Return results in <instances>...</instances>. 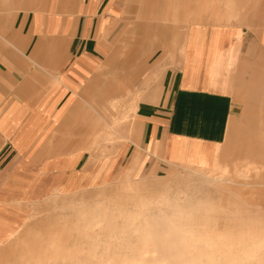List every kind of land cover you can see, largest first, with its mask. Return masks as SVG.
Masks as SVG:
<instances>
[{
    "label": "crops",
    "instance_id": "crops-1",
    "mask_svg": "<svg viewBox=\"0 0 264 264\" xmlns=\"http://www.w3.org/2000/svg\"><path fill=\"white\" fill-rule=\"evenodd\" d=\"M46 3L53 5V0L16 1L26 7L0 23V164L4 166L0 170V206L16 193L48 196L65 181L71 186L76 180L87 179V155L81 149L89 128L81 125L80 118L87 111L82 102L90 99L91 76L108 64L112 49V58L119 61L116 67H122L126 22L137 24L143 19L139 9L129 16L128 3L170 5L171 20L190 22L179 34H172L180 45L174 46V58L162 62L165 71L160 84L145 89L141 99L137 97L140 94L132 97L140 103L135 106V142L128 147L132 150L131 169H149L161 156L163 162L174 165L188 162L185 169L198 174L196 183L224 191L230 184L249 185L230 177L229 163L216 162L211 154L180 142L217 145L225 141L238 99L243 102L242 112L253 118L252 123L260 124L261 132L264 0H79L73 8L74 23L63 38L57 13L27 6ZM4 4H12V0ZM63 39L66 45L60 54ZM148 43L147 52L137 47L133 59L139 61L149 53L145 58L149 56L150 61L155 53H163L160 45L167 42ZM118 103L112 101L106 109L112 111ZM89 105L96 108L92 102ZM251 164L236 170L238 177L246 178ZM196 183L193 188L199 187ZM169 184L165 183L167 189L172 186ZM187 186L177 185L169 193L188 196ZM241 188L236 187L237 195L254 204ZM93 210L80 208L72 225L51 227L49 233L69 230L78 220L86 225L101 219L103 215L99 217ZM183 210L181 206L178 211Z\"/></svg>",
    "mask_w": 264,
    "mask_h": 264
},
{
    "label": "rangeland",
    "instance_id": "rangeland-1",
    "mask_svg": "<svg viewBox=\"0 0 264 264\" xmlns=\"http://www.w3.org/2000/svg\"><path fill=\"white\" fill-rule=\"evenodd\" d=\"M16 1L32 0H12V4H4L5 0H0V23L19 8L26 7L15 4ZM78 2L79 0H53V5L46 3L27 6L57 13L61 19L60 36L63 38L68 35L69 28L74 23L73 8ZM127 7L129 16L139 9L143 19L136 22L137 24L132 21L126 22L122 67H116L119 61L112 58L114 52L112 49L108 64L98 68L91 76L90 99L82 102V106L87 111L86 116L80 118L81 125L89 128V133L85 135L87 142L83 143L85 147L81 149L87 155L88 164L85 166V172L88 177L81 182L76 180L71 186L65 181L63 185L59 184L54 188V192L48 196L16 193L1 204L0 264H53L55 260L60 261L59 264H68L64 260L55 258L58 255L54 250L55 240L61 239L66 246H69L73 241L80 242L86 239L81 234L73 238L64 228L59 234H51L49 230L54 226L72 225L71 222L75 220L80 208L94 209V214L99 217L108 213L112 229L119 234V240L122 241L120 243L116 240L110 241L105 231L102 238L99 237L103 229L98 227V233H94V238L92 237V241L87 245V248L88 246L92 248L90 253L84 258L79 257L71 261L75 264H131V259L135 255L133 250H137L135 253H138L142 243L136 231L130 230L127 225L132 220V214L141 209L144 210L141 212L142 217L135 219L133 225L139 229L140 225L145 227L148 222L152 223L161 211L169 214L173 211L180 212L178 210L182 206L184 210L180 213L192 215L197 220L220 230L240 229L253 232L264 230V125L259 132L260 124L252 123L253 118L250 119V116L242 112L243 102L240 99L236 102L237 108L231 118L225 141L217 145L189 140L180 143L187 148L194 146L200 153L211 154L216 162L229 163L230 177L247 181L248 186L230 184V189L224 191L206 183H196L199 181V176L185 169L186 165H189L188 162L174 165L163 162L164 158L161 156L155 158L156 163L149 169L147 166L144 170L131 169L129 158L132 150L128 151V147L131 142H135L137 134L135 106L137 103L139 105V100L147 89L160 84L165 71L162 62L174 58V46L180 45L172 34L176 32L179 34L190 22L171 20L170 5L137 6L128 3ZM148 16H152L150 21ZM164 16L166 19H163ZM176 29L180 30L176 31ZM159 40L167 42L166 45H160L163 53H155L150 61L149 56L145 58L149 53L141 56L139 61L133 59L137 47L144 48L147 52L148 41L159 42ZM64 42V39L60 42V54L66 45ZM152 47L159 46L152 45ZM159 56L166 57L161 61ZM152 71L154 73L149 78ZM135 94H140L137 96L140 98L137 102L132 100ZM112 101L119 103L111 111L106 109V104L109 106ZM89 102H92L96 108L92 109ZM103 119L109 120L112 127ZM247 162L253 163L250 174L246 178L238 177L236 170L241 169ZM190 165L198 166L197 163ZM1 167L4 166L0 164V170ZM170 174H172L171 178L168 179ZM168 181L170 182L168 186H172L167 189L165 183ZM193 183L199 187L193 188ZM187 184L188 196L169 193L170 188L175 191L177 185L186 188ZM236 187H242V192L247 191L255 203L247 204L237 195L239 192L237 193ZM68 189L70 192H65ZM259 199H261L260 205H256L259 204ZM143 214L149 218H144ZM234 216L239 218L235 220ZM235 225L239 226L234 227ZM128 230H130L129 234H121ZM151 240L155 241H152L151 247L155 248L159 245L156 237H152ZM105 249H110L111 254Z\"/></svg>",
    "mask_w": 264,
    "mask_h": 264
},
{
    "label": "clouds",
    "instance_id": "clouds-1",
    "mask_svg": "<svg viewBox=\"0 0 264 264\" xmlns=\"http://www.w3.org/2000/svg\"><path fill=\"white\" fill-rule=\"evenodd\" d=\"M150 227L168 264H264V230H220L176 211H161Z\"/></svg>",
    "mask_w": 264,
    "mask_h": 264
},
{
    "label": "bare ground",
    "instance_id": "bare-ground-1",
    "mask_svg": "<svg viewBox=\"0 0 264 264\" xmlns=\"http://www.w3.org/2000/svg\"><path fill=\"white\" fill-rule=\"evenodd\" d=\"M143 206V205H142ZM144 210L141 209L139 212H136L132 214L131 216V222L127 225V227L130 228L132 231H136V233L139 235V241L142 243L141 248L139 249L138 253H135L137 250H133V259H131V264H168V262L171 260V254L167 252L164 248H162L160 245L156 246L155 248L151 247L152 237H156L155 233L152 231L150 224L148 222L147 226L140 225V229L137 227H133L134 221L137 218L142 217L141 212ZM144 218H149L146 214H143ZM137 222V221H136ZM98 227L102 230V233L99 237L102 238L103 231L107 233V236L110 238V241L116 240L117 242H121L122 240H119V234L114 232L112 229V223L109 219L108 213L103 214L102 218L97 221H91L90 223H87L86 225H82L81 221H76L75 224L72 226V228H69L67 232H70L69 235H72L73 238L75 235H82L86 239L85 241L76 242L73 241V243L69 246H66V243H63V240L58 239L55 240L54 246L56 252H58V255L55 257L56 259L64 260L68 264H75L74 262L71 263V261L75 260L76 258L86 256L90 253L91 249L89 246L87 248V245L89 241H92V237L94 238V233H98ZM121 232V234H129V231ZM52 234V233H51ZM55 234V232H53ZM70 238V237H69ZM98 238V237H97ZM96 239V238H95ZM53 245V244H52ZM52 247V246H51ZM108 254H111L110 249H105ZM68 261V262H67ZM60 261L55 260L53 264H59ZM83 264V263H82ZM87 264V263H84Z\"/></svg>",
    "mask_w": 264,
    "mask_h": 264
}]
</instances>
